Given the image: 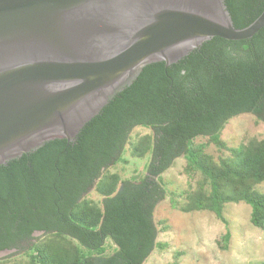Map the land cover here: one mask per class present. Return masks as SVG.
<instances>
[{
	"label": "trees",
	"instance_id": "trees-1",
	"mask_svg": "<svg viewBox=\"0 0 264 264\" xmlns=\"http://www.w3.org/2000/svg\"><path fill=\"white\" fill-rule=\"evenodd\" d=\"M225 4L238 29L264 12V0ZM241 115L264 123V29L247 40L216 37L177 63L145 67L73 142H49L0 167V256L10 251L0 264H145L168 247L157 241L155 220L166 199L185 214L210 212L225 226V206L246 203L264 234V194L255 189L264 182V138L230 148L221 137ZM139 127L151 133L132 141ZM211 145L232 158L214 159ZM127 146L133 158L151 155L139 181L111 171ZM180 158L184 174L200 179L178 194L162 176ZM93 191L101 200L89 197ZM230 239L227 230L222 240Z\"/></svg>",
	"mask_w": 264,
	"mask_h": 264
},
{
	"label": "water",
	"instance_id": "water-1",
	"mask_svg": "<svg viewBox=\"0 0 264 264\" xmlns=\"http://www.w3.org/2000/svg\"><path fill=\"white\" fill-rule=\"evenodd\" d=\"M262 29L264 12L236 28L225 0H0V167L73 142L145 67Z\"/></svg>",
	"mask_w": 264,
	"mask_h": 264
},
{
	"label": "rangeland",
	"instance_id": "rangeland-1",
	"mask_svg": "<svg viewBox=\"0 0 264 264\" xmlns=\"http://www.w3.org/2000/svg\"><path fill=\"white\" fill-rule=\"evenodd\" d=\"M149 133V129L139 127L131 139L135 141L138 136ZM221 137L230 148H236L244 138H264V123L257 122L251 115H241L228 122ZM198 142L206 140L199 139ZM206 151L216 160L221 156L232 158L230 151H218L213 145ZM150 161V154L142 159L133 158L127 146L123 160L111 171L120 174L122 179L139 181L147 175ZM184 165L185 159L180 158L162 176L168 189L178 194L194 189L200 179L199 175L190 179L184 174ZM255 189L264 194V182ZM89 197L101 200L94 191ZM224 218L228 226L210 212L185 214L175 210L166 199L158 205L155 220L160 224L157 241L168 247L156 249L145 264H264V234L251 223V207L246 203L227 204ZM227 230L231 232V239L224 242L222 237ZM114 250L115 246L109 240L107 253L112 254Z\"/></svg>",
	"mask_w": 264,
	"mask_h": 264
}]
</instances>
